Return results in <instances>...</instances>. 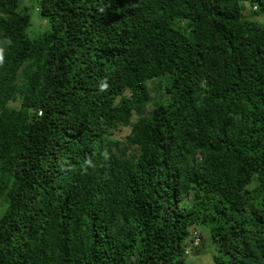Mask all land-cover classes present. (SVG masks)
I'll return each instance as SVG.
<instances>
[{
	"label": "trees",
	"instance_id": "1",
	"mask_svg": "<svg viewBox=\"0 0 264 264\" xmlns=\"http://www.w3.org/2000/svg\"><path fill=\"white\" fill-rule=\"evenodd\" d=\"M35 9L0 0V264H264V0Z\"/></svg>",
	"mask_w": 264,
	"mask_h": 264
},
{
	"label": "rangeland",
	"instance_id": "2",
	"mask_svg": "<svg viewBox=\"0 0 264 264\" xmlns=\"http://www.w3.org/2000/svg\"><path fill=\"white\" fill-rule=\"evenodd\" d=\"M20 4H25L29 8V13L31 16L32 24L28 28V34L30 36H34L38 34V32L42 31L45 27L44 25L41 24L40 17L35 11L37 0H20ZM252 9H254L253 6L251 7L248 4L246 5L247 13L249 12L250 14H253ZM251 18L257 19L259 17L252 15ZM127 133H128V129L123 128L114 137L122 139ZM203 234L205 236V239H204L205 247L202 248V251H200L198 248H195L193 250L190 248H187V257H188L189 264H213L212 254L214 253V247L210 244V241L208 240V233L204 231Z\"/></svg>",
	"mask_w": 264,
	"mask_h": 264
}]
</instances>
